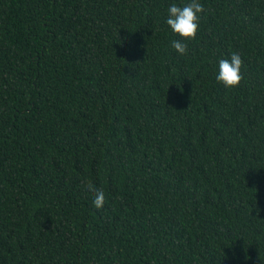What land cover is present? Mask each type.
Returning a JSON list of instances; mask_svg holds the SVG:
<instances>
[{
    "label": "trees",
    "instance_id": "obj_1",
    "mask_svg": "<svg viewBox=\"0 0 264 264\" xmlns=\"http://www.w3.org/2000/svg\"><path fill=\"white\" fill-rule=\"evenodd\" d=\"M169 2L0 0V264H264V0Z\"/></svg>",
    "mask_w": 264,
    "mask_h": 264
},
{
    "label": "clouds",
    "instance_id": "obj_2",
    "mask_svg": "<svg viewBox=\"0 0 264 264\" xmlns=\"http://www.w3.org/2000/svg\"><path fill=\"white\" fill-rule=\"evenodd\" d=\"M204 11L205 7L201 0H179V2L170 0L163 18V25L172 37L169 47L178 56L186 54V42L196 37ZM242 67L241 55L238 52H230L227 57L221 56L215 60L213 79L225 89L235 88L242 79ZM88 191L93 197L92 205L97 209L101 208L105 200L104 192L91 187Z\"/></svg>",
    "mask_w": 264,
    "mask_h": 264
}]
</instances>
